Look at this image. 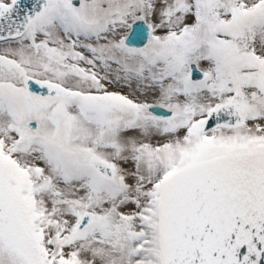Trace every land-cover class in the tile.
Here are the masks:
<instances>
[{
    "label": "snow or ice",
    "instance_id": "snow-or-ice-1",
    "mask_svg": "<svg viewBox=\"0 0 264 264\" xmlns=\"http://www.w3.org/2000/svg\"><path fill=\"white\" fill-rule=\"evenodd\" d=\"M0 264H264V0H0Z\"/></svg>",
    "mask_w": 264,
    "mask_h": 264
}]
</instances>
